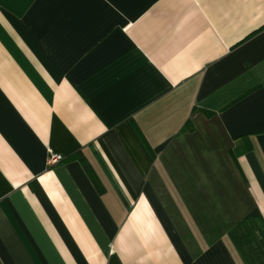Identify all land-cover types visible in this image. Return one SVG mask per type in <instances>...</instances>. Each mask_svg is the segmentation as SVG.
<instances>
[{
  "label": "crops",
  "instance_id": "1",
  "mask_svg": "<svg viewBox=\"0 0 264 264\" xmlns=\"http://www.w3.org/2000/svg\"><path fill=\"white\" fill-rule=\"evenodd\" d=\"M252 207L264 0H0V264H245Z\"/></svg>",
  "mask_w": 264,
  "mask_h": 264
},
{
  "label": "trees",
  "instance_id": "2",
  "mask_svg": "<svg viewBox=\"0 0 264 264\" xmlns=\"http://www.w3.org/2000/svg\"><path fill=\"white\" fill-rule=\"evenodd\" d=\"M227 233L245 264H264V218L257 207L250 208Z\"/></svg>",
  "mask_w": 264,
  "mask_h": 264
},
{
  "label": "built area",
  "instance_id": "3",
  "mask_svg": "<svg viewBox=\"0 0 264 264\" xmlns=\"http://www.w3.org/2000/svg\"><path fill=\"white\" fill-rule=\"evenodd\" d=\"M63 156L59 153H55L52 150H48L47 165H54L61 161Z\"/></svg>",
  "mask_w": 264,
  "mask_h": 264
}]
</instances>
